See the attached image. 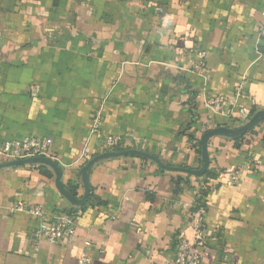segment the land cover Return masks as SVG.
Masks as SVG:
<instances>
[{
    "label": "crops",
    "instance_id": "0c3cea01",
    "mask_svg": "<svg viewBox=\"0 0 264 264\" xmlns=\"http://www.w3.org/2000/svg\"><path fill=\"white\" fill-rule=\"evenodd\" d=\"M261 25L264 0H0V142L52 140L47 161L0 169V264H78L82 253L88 264H168L176 240L193 237L206 186L204 230L215 240L202 264H264V118L242 137L208 141L206 184L128 155L87 171L82 206L56 186L57 168L83 197L81 169L103 153L104 136L198 169L207 125L239 129L264 111ZM216 95L230 98V118L206 108ZM15 203L74 212L73 236L34 239L37 220L8 213Z\"/></svg>",
    "mask_w": 264,
    "mask_h": 264
},
{
    "label": "built area",
    "instance_id": "2783aa9c",
    "mask_svg": "<svg viewBox=\"0 0 264 264\" xmlns=\"http://www.w3.org/2000/svg\"><path fill=\"white\" fill-rule=\"evenodd\" d=\"M258 38L264 41V25L258 28ZM200 60L195 66V71L202 72L205 68L204 54H199ZM235 96H240V90ZM230 103V98L225 95H216L206 100L205 106L213 115H221L227 118L231 117L230 111H225V106ZM99 127V116L93 119L91 133L97 132ZM218 127L217 124H209L203 132ZM104 152L126 150L127 146L124 137L120 136H104ZM52 140L48 137H26L21 140L0 142V160L15 161L28 158H51ZM87 159H82V164ZM237 178L235 175L227 177L225 183L229 186L235 185ZM10 214L16 212H26L37 220V225L33 231L34 239H43L50 244L60 242L64 237H72L75 230L74 214L66 213L47 214L39 205H26L23 203H15L7 208ZM206 208L204 205L195 201L193 205V237L191 240L185 237H179L176 240V251L174 259L168 264H202L203 254L206 251L209 241L215 240L214 236L206 234L204 230V216ZM88 245V243H85ZM89 259L82 253L78 264H88Z\"/></svg>",
    "mask_w": 264,
    "mask_h": 264
},
{
    "label": "water",
    "instance_id": "95a60500",
    "mask_svg": "<svg viewBox=\"0 0 264 264\" xmlns=\"http://www.w3.org/2000/svg\"><path fill=\"white\" fill-rule=\"evenodd\" d=\"M260 118H264V111H259V112L255 113L249 119V121L247 123H245L239 129H232V128H229L226 126H218L214 129H211V130L205 132L199 140V146H200V150H201V155H200L201 166L198 169H185V168L169 167V166L163 164L154 155H151V154L146 153V152L137 151L134 149H128V150L104 152V153L98 154V155L94 156L93 158H91L82 167L81 177H82V181H83V185H84V191H85L82 198L77 199L65 190L64 185L60 181L61 180V172L55 166L56 171H57L56 186H57L58 190L61 192V194L66 199H68L69 201H71L73 204H75L77 206H82L86 203L87 198L89 196V192H90L89 183H88L87 178H86L87 171L96 162H98L101 159L117 158V157H123V156H128V155H134V156H139V157L149 159V160L153 161L158 167H160L163 170L183 172V173L195 176V177H202L206 173V171L208 170L209 163H210L208 149H207L208 141L215 136H221V135H227V136H232V137H242L257 125V122ZM36 160L47 161L46 158H28V159H23V160L6 161V162L0 163V169L7 168V167L22 166V165L30 164Z\"/></svg>",
    "mask_w": 264,
    "mask_h": 264
},
{
    "label": "trees",
    "instance_id": "16d2710c",
    "mask_svg": "<svg viewBox=\"0 0 264 264\" xmlns=\"http://www.w3.org/2000/svg\"><path fill=\"white\" fill-rule=\"evenodd\" d=\"M195 149H196V152H197L199 155H201V150H200V146H199V144H197V143L195 144ZM202 177L206 179V180H205V184H206V183H208V180H211V179H213V178L215 177V173H214V171H212L211 169H208V170L206 171V173H205ZM208 188H209V187L206 186L203 190H201V192L199 193V197L196 198V202H198V203L204 205L203 202H202V199H203V197L206 196L207 191H208ZM69 192H70V194H71L72 196H74V197L77 196V193H76V191H75V187H73V186H71V185L69 186ZM204 206H205V205H204ZM64 213L69 214V215L74 214V212H72V211H65Z\"/></svg>",
    "mask_w": 264,
    "mask_h": 264
}]
</instances>
